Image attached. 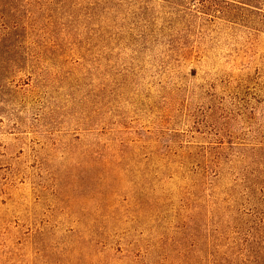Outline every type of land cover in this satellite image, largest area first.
I'll return each mask as SVG.
<instances>
[{"label": "rangeland", "instance_id": "rangeland-1", "mask_svg": "<svg viewBox=\"0 0 264 264\" xmlns=\"http://www.w3.org/2000/svg\"><path fill=\"white\" fill-rule=\"evenodd\" d=\"M0 264H264V0H0Z\"/></svg>", "mask_w": 264, "mask_h": 264}]
</instances>
